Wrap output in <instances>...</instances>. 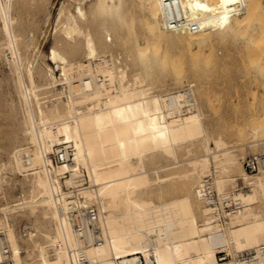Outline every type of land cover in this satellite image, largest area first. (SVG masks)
<instances>
[{
    "label": "bare ground",
    "instance_id": "bare-ground-1",
    "mask_svg": "<svg viewBox=\"0 0 264 264\" xmlns=\"http://www.w3.org/2000/svg\"><path fill=\"white\" fill-rule=\"evenodd\" d=\"M22 1L0 0V29L13 57L9 59L16 77L12 80L16 81V90L23 100L25 115L20 118L18 130L29 144L15 143L7 168L26 177L25 187L30 193L28 198L25 194L18 198L20 201L17 199L19 202L6 207H25L29 213L37 214L39 224L41 219L53 224L48 230L41 222L37 224L41 229L34 225L36 233H28L31 243L28 246L37 256L34 264H134L139 253L151 254L153 264H237L238 253L263 243L264 168L249 174L239 164V154L233 151V146L227 147L221 135L211 137L192 91L187 94L183 88L169 90L171 93L165 98L152 90L151 80L157 72L161 75L169 70L174 77L170 74V78L175 79L173 83L178 84L183 71L182 59L171 56L173 47L167 49L168 44L161 41L165 40L166 29H174V35L183 38L185 45H198L202 21L213 17L209 12L203 14L209 5L207 0H137L145 11L143 17L135 18L137 22L132 14H126V0H75L74 6L71 1L73 10L61 5L49 53L58 66L59 76L47 63L33 66L19 50L20 33L16 32L15 24L20 17L16 15V5ZM235 6L242 9L240 2ZM250 17L245 25L238 22L247 26L245 31L250 36L247 43L250 47L264 46V24ZM116 42L122 43L124 51L127 49L126 56L135 66L130 78L126 64L120 66L119 56L116 58L109 50ZM60 83L66 88L65 98L56 91ZM44 88L51 89V93L55 90L58 97L49 103L40 100ZM200 94L205 98L204 90ZM188 100L192 102L188 103L187 112L178 117L171 115L170 108ZM259 126L251 128V139L255 142L259 139L255 137ZM261 134L259 137L264 135ZM68 142L74 148L72 162L55 164L49 153ZM6 146L9 147L7 143ZM179 147L186 155L197 148L200 151L185 160L188 169L179 174L191 187L197 186L206 175L212 176L218 193L227 191L229 186L233 189L239 177L249 185L247 190L235 188L233 192L241 204L237 212L222 221L212 220L209 208L196 195V186L191 194L164 201L155 202L149 194L144 196L142 190L156 180L152 182L144 166L145 157H155L158 151L175 159ZM159 166L152 169L157 179L165 181L166 175L158 174ZM65 186L77 187L85 202L97 205L98 239L89 229L76 230L68 222L64 212L68 193ZM9 222L0 218V263L18 264L24 256L21 257L17 235ZM219 252L227 256L223 262L218 261Z\"/></svg>",
    "mask_w": 264,
    "mask_h": 264
},
{
    "label": "rangeland",
    "instance_id": "rangeland-1",
    "mask_svg": "<svg viewBox=\"0 0 264 264\" xmlns=\"http://www.w3.org/2000/svg\"><path fill=\"white\" fill-rule=\"evenodd\" d=\"M39 1L40 0H34V1L23 0L22 3L18 2L16 5L17 8L16 15L20 17L18 21L21 22L23 26L21 27L18 21L15 24L16 32L20 33L18 44H21V46L18 45L19 50L22 54L25 53L27 55L28 60L32 61L33 66H39V65L44 66L43 64L47 63L48 65H51L55 69L54 72L55 75L59 76L58 66L55 63H53L49 58L50 57L49 53L51 49L50 47H52V45L54 44L53 41L55 40V35H56V33L54 32L55 29L53 27L56 26L55 21L57 19V15H58L57 13L59 11L60 6L64 5L66 9L73 10V6L76 3V1L75 0H41L40 2ZM237 2H240L241 5L240 7H242V9L241 8L239 9L238 7L235 6V3ZM71 3L73 6L71 5ZM87 3L88 2L85 1L86 7H87ZM207 3L209 5L206 6L207 9L203 10V14L209 12L211 15H213V17L204 18V20L202 21V28L200 29L201 37L199 39L200 42L198 45L196 44H192L191 46L185 45L183 38L178 39L177 36L174 35L176 31H174V29L172 28L166 29L165 34H163V36H165V40H161L162 42H166L168 44L166 45L167 49H170L172 46L174 53L177 52V54L174 55L172 52L173 50H170L171 52L170 51L169 52L171 56L174 57L177 56L176 58L182 59L183 71L180 76V79L183 78L185 81L183 79L182 80L179 79L178 80L179 82H177L178 84H176V81L175 83H173L175 79L174 80L172 79L174 77L172 76L171 72L169 73V70L168 72L164 71L161 75H159L161 72L160 73L157 72L156 74H154L151 80L152 90L155 93L159 92L160 94L161 93L165 94L166 92H170L169 90L174 91L181 88H185L192 83V85H190L189 87L190 89H192L191 91L193 97H195V99L198 100V103L200 104V108L204 114V124L206 130L211 134V137H216L218 135H221L224 141L226 142L227 147L233 146L234 148L233 151L234 152L236 151L235 153L239 154L237 155L239 164L243 167V159L247 155L264 152L263 150L264 135L260 136L262 137L261 140L259 137L261 133L264 134L262 130L264 129L263 127L264 125L262 124L264 123V46L258 44L256 46L250 47L249 44L247 43V40L249 39L250 36L245 31L247 26L244 27L242 26L245 25L250 20L251 18L250 16L254 18L255 22L260 20V22L264 24V0H207ZM125 9H126L125 10L126 14L127 13H128L127 15L132 14L133 19L136 22L137 20L135 18H138L137 16L143 17V15L145 14L144 9H141L139 7L137 0H130V1L126 0ZM135 10L137 13L134 12ZM211 15H207V16H211ZM239 16H241V20L238 19ZM239 21L242 22V25H239L240 23ZM0 27H1V20H0ZM20 28L22 30H20ZM0 32H1L0 34H2L0 35V44L2 45L0 46V207H1L0 218L8 222L10 221L9 222L10 227L13 229L14 233H16L15 235H17L18 243L19 246L21 247L20 248L21 257L24 256L22 257L24 259L20 263L23 262L22 264L25 263L34 264L36 261V259L34 258L35 257L37 258V256H35V251L31 250L32 249L31 246H28V244L31 245V243H29L30 237L28 236L30 235V233L36 231V229H34L35 226H37V229L39 227H40L39 229L42 228L41 226H39L41 222H42L41 225L45 226V229L48 230H50L53 227V224H51V222L46 223V221L42 219L41 220L39 219L40 220L39 221L40 224H39L36 218L37 214L32 212H31L32 214L29 213L30 211L26 210L25 207H22L21 209L13 208L14 210L12 208H9L12 209V211L7 208L9 204H10L9 207H11L12 205L15 204L16 201L19 202L20 199H22L21 197L22 196L24 197L25 194H27L26 195L27 198L29 197L30 190L28 187H25V185L28 186L27 185L28 182L27 183L25 182L27 181V179H25L26 177L22 176L20 172L16 170H12L11 167L7 168L8 166H10L12 149L15 143L19 144L23 142V146L29 144L25 139L24 135L22 137V133H20V131L18 130L19 129L18 125H20L19 123H21V120L25 115L23 114L24 110L22 107L23 100L19 95L18 91L16 90L17 89L15 87L16 81L12 80L15 79L16 77L14 75L15 73L13 72L12 66H10L9 64L10 63L9 59L11 61L12 60L11 58L13 57L11 56L12 53H10L11 50L6 44L7 38L2 33L1 29ZM121 44L120 42L119 43L116 42L112 45L111 48H109V50L113 53V55L116 58L119 56L118 57L119 62L118 61L117 62L120 64V66L126 64L128 70L127 71L128 78H130L132 73L135 72V66L134 64H131L133 62L130 59V57L126 56L127 49L126 51H124L125 48ZM194 50L197 53H195ZM116 51L119 52L117 53ZM37 54L41 56H38ZM27 61L25 62V64H27ZM164 73L166 74L165 77L163 75ZM167 73H169L168 74L169 77L167 76ZM170 74L172 78H170ZM12 75L14 77H12ZM184 75L185 77H183ZM193 77L194 79H192ZM195 78L197 82L195 81ZM189 82L191 83L189 84ZM193 82H195L196 84ZM197 83L200 85H198ZM56 86H57L56 91H60V95L55 94L56 93L55 90H52L53 93L52 94L50 88H49L50 90H48V88H44L43 90L41 89V91L39 89L38 91L40 92L43 91V93L39 92L40 100L42 99L49 103L51 100H55L58 96L63 98L65 96L64 93H66V88L64 87L63 84L61 85V83ZM45 89L47 90L44 91ZM9 90H10V94H9ZM198 90H200V92H198ZM201 90L205 91V98L202 97V94L199 95V93H201ZM206 91L209 93V95L206 93ZM207 95L209 96L208 98H206ZM11 107L13 109H11ZM12 113H14V116ZM16 120L18 121L17 124H16ZM258 121L260 122L257 123ZM260 123L262 124V126L258 125ZM256 126H259L258 128L259 131L258 130L256 131L257 133L255 134H258V136L256 135L255 137L259 139L257 140L254 137V139L257 140L255 142L253 139H251L253 138L252 136L253 132H251L252 131L251 128L253 127L255 128ZM13 127L15 130L17 129L16 132L15 130L10 131L11 130L10 128ZM5 130H7V132ZM261 130L262 132L260 133ZM15 133L19 135H16ZM8 135H10V137ZM18 137L20 138L22 137V138L18 139ZM241 138L244 140H241ZM24 141H26L27 143H25ZM212 142L211 140L209 141L211 147L214 146V143ZM6 143L7 145H9V147L6 146ZM68 143H62L57 146L60 147ZM179 149L180 147L176 149L175 159L173 156H168L158 151L155 153L156 154L155 157H149L148 155L145 157L146 159H144V166L148 170V173L152 178V182L154 179H156L154 180L153 184L143 189L145 191L142 190V192H144L145 197H147L149 194L151 196V197L148 196L149 198H151L155 202H158V201L168 200L173 197H178L186 193L189 194H191L190 192L193 193L194 186L196 185L191 187L189 185L190 182L186 179L185 182L184 177L180 175L181 172L183 174L188 169V165L186 163L187 161L185 162V160H187V158L189 157H192L195 154V152L199 153L200 151L197 148L198 151L195 150L193 154L188 153L186 155L187 152H185L184 149H180V150ZM53 152L54 151L49 153L50 155L48 154L51 159ZM173 159L176 160L179 164L177 162L174 164L175 161ZM180 160H182V162ZM157 166L160 167L158 169V174L162 176L166 175L165 177L167 178L165 181L156 178V174L154 173V170L152 168L154 167L156 168ZM161 166H165V167L161 168ZM12 171H15L16 173L15 172L13 173ZM169 174L170 176H167ZM171 174H174L175 176H172ZM249 174H255V173H249ZM171 179L173 181H171ZM229 187L227 191L232 189L233 186H229ZM235 188H242L244 190H247L249 188V185L244 183L243 180L239 177L237 179L236 186H234L232 190H235ZM24 190L26 191L28 190L27 191L28 193H25ZM157 196L161 198L159 199V197ZM2 206H4L3 208H6L4 210L7 213H5L4 210H1L3 209ZM5 215L7 216L6 218ZM43 222H45L46 224L44 225ZM36 236L38 237L37 234ZM27 248L29 252L26 251ZM27 253L30 256H26L28 255ZM31 259L33 263L31 262ZM12 263H13L12 261H9V263L1 262L0 264H12Z\"/></svg>",
    "mask_w": 264,
    "mask_h": 264
},
{
    "label": "built area",
    "instance_id": "built-area-1",
    "mask_svg": "<svg viewBox=\"0 0 264 264\" xmlns=\"http://www.w3.org/2000/svg\"><path fill=\"white\" fill-rule=\"evenodd\" d=\"M182 91L190 93V87H185ZM171 92H166L163 97L167 98ZM192 102V101H190ZM189 100L179 106L170 108L173 116H181L188 110ZM74 156V148L71 143L64 144L52 153V160L56 164L71 163ZM243 167L248 173H257L264 168V152L247 155L243 159ZM67 201L64 208L65 216L70 225L76 230H90L95 239L100 234V228L95 223L99 216L96 204L85 202L84 197L77 187L67 188ZM199 200L209 208V216L214 221H222L234 214L241 208V204L233 196L234 190L218 193L214 187L211 175L204 176L195 189ZM227 256L223 252L218 253V261L223 262ZM153 264L154 257L149 254L144 256L139 253L134 264ZM237 264H264V242L258 244L251 250L238 253L235 256ZM220 264V263H216Z\"/></svg>",
    "mask_w": 264,
    "mask_h": 264
}]
</instances>
